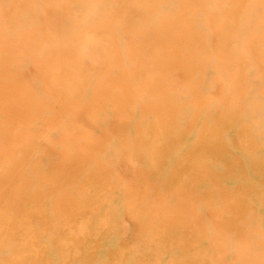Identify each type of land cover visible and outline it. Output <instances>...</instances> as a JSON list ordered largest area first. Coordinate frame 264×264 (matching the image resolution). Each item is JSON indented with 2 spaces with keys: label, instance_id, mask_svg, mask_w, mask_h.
Wrapping results in <instances>:
<instances>
[{
  "label": "rangeland",
  "instance_id": "374dc122",
  "mask_svg": "<svg viewBox=\"0 0 264 264\" xmlns=\"http://www.w3.org/2000/svg\"><path fill=\"white\" fill-rule=\"evenodd\" d=\"M3 89L0 264H264V0H0Z\"/></svg>",
  "mask_w": 264,
  "mask_h": 264
},
{
  "label": "bare ground",
  "instance_id": "6f19581e",
  "mask_svg": "<svg viewBox=\"0 0 264 264\" xmlns=\"http://www.w3.org/2000/svg\"><path fill=\"white\" fill-rule=\"evenodd\" d=\"M235 10V9H234ZM175 16V15H174ZM230 25V24H229ZM160 26V25H159ZM156 27V29L153 27V30L151 31L152 33L151 34H153V35H158V34H160L161 32H163V30L166 28V26L163 28V27ZM231 28V27H230ZM226 28H224L223 30H221L220 31V33H222V34H220V35H223V34H225L226 33V30H225ZM190 32V31H189ZM20 38V37H19ZM173 55H175V54H173ZM190 55H188V57H189ZM216 59V58H215ZM201 64H204L203 63V61H201L200 62ZM200 64V65H201ZM222 69V68H221ZM199 83H201V82H199ZM18 87V86H17ZM199 91V90H198ZM6 92H7V89H3L2 91H1V97H3L5 94H6ZM194 92V91H193ZM195 94H198L197 92L195 93ZM3 95V96H2ZM0 97V102L3 100L2 98ZM12 98V97H11ZM6 102L4 101V103H3V101L0 103V113H6V112H8V111H15V110H12V109H14L13 107H8L6 104H5ZM40 104V103H39ZM37 107V106H36ZM18 108H20L21 109V107H18ZM207 108H210V106H209V104L207 105V104H205V105H203V106H201V107H199L198 109H197V111H203L204 109H207ZM212 109H214V108H212ZM12 113V112H11ZM13 117H15V114H14V116ZM123 119V118H122ZM160 127H162V126H160ZM4 131V130H3ZM9 134V133H8ZM6 136V135H5ZM5 136H4V138H5ZM11 136V135H10ZM7 137V136H6ZM13 137V136H12ZM4 143V142H3ZM1 183V182H0ZM56 205H58L57 203H56ZM169 219V218H168ZM170 221V220H169Z\"/></svg>",
  "mask_w": 264,
  "mask_h": 264
}]
</instances>
